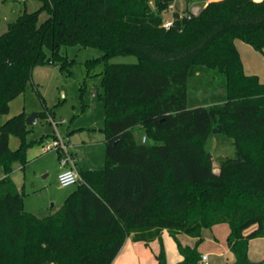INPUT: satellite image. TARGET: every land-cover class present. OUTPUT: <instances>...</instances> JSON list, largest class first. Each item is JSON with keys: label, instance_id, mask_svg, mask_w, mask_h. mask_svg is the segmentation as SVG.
<instances>
[{"label": "trees", "instance_id": "1", "mask_svg": "<svg viewBox=\"0 0 264 264\" xmlns=\"http://www.w3.org/2000/svg\"><path fill=\"white\" fill-rule=\"evenodd\" d=\"M39 1L0 35V117L35 66L65 68L73 60L63 46L96 48L105 61V167L81 170L64 203L39 217L10 176L13 161H26L27 114L1 123L0 264H111L129 235L161 242L157 264H200L197 246L182 244V260L169 263L162 233L200 241L219 223L229 226L235 264H264L249 258L250 240L264 237V82L244 71L235 42L264 52V0H214L190 18V8L176 10L170 28L163 13L172 0ZM116 55L137 61L109 62ZM216 134L236 148L218 172L207 149ZM11 135L21 139L16 149Z\"/></svg>", "mask_w": 264, "mask_h": 264}, {"label": "rangeland", "instance_id": "2", "mask_svg": "<svg viewBox=\"0 0 264 264\" xmlns=\"http://www.w3.org/2000/svg\"><path fill=\"white\" fill-rule=\"evenodd\" d=\"M210 1L214 0H195L193 3L199 5L197 9L200 11ZM186 5V0H177L174 8L163 13L164 18L172 17L173 10L184 11ZM40 6L39 0H0V35L7 30V23L15 20L21 10L26 8L34 11ZM46 17V12L40 13L41 21ZM235 42L244 71L250 75H258L264 81V52L257 51L242 40ZM61 53L73 61L65 68L57 63L35 66L25 91L11 100L9 111L0 117L1 124L22 111L27 115L38 114L36 122L29 125L30 130L26 134V141L30 142L26 149V161H13L10 176L24 192L25 210L39 217L60 207L65 198L77 188V184L63 187L59 183L58 173L63 156L69 154L79 167L83 162L91 165L90 168H84L85 170H102L105 167V105L102 83L105 61L101 58L100 51L93 47L63 46ZM136 61L135 55H116L109 60ZM43 112H46V117L39 116ZM143 136L142 130L135 132L137 140L141 141ZM60 138L67 143L68 154L58 147ZM233 142V138L224 134L209 137L207 149L212 153L215 172L219 171L221 160L235 155ZM20 143L18 136H10L9 145L12 149H16ZM46 145L50 149H46ZM4 175L0 168V178ZM227 230V223L217 224L216 230L203 228L200 241L196 236L185 232L174 238L165 230L162 244L169 261L173 254H178L179 244H182L197 246L200 253H208L212 258L220 257V263L230 264L235 259L230 248L228 255L221 257L214 254L225 250L224 237ZM261 239L264 237L255 238L253 245ZM154 241L156 243L152 245L153 255L159 251L161 245L159 240Z\"/></svg>", "mask_w": 264, "mask_h": 264}, {"label": "crops", "instance_id": "3", "mask_svg": "<svg viewBox=\"0 0 264 264\" xmlns=\"http://www.w3.org/2000/svg\"><path fill=\"white\" fill-rule=\"evenodd\" d=\"M205 1H208V0H205ZM198 6L199 5L196 4V3H191L189 5H186V8L188 7L190 9H192V8H198ZM24 10H27V9L25 8ZM24 10H21L20 13L23 12ZM178 11H180V10L178 9ZM180 12H183V11H180ZM20 13H18L17 16ZM17 16H15V18ZM75 165H76V167H77V169L79 171L85 170L84 168H90V166H91V165L84 164V162L82 163V165L80 167L77 166L76 162H75ZM87 166H89V167H87ZM66 167H70V164H68ZM61 170H62V166L60 168V171ZM216 227H217V224L214 225L212 228L216 230ZM164 231H163V233H164ZM229 231H230V229H229V226H228V230L226 231V237H224V239H227ZM163 233H162V235H163ZM255 238H257V237H255ZM255 238H252L250 240V242H249V258H250L251 261H255L256 262V261L264 260V239L263 240L262 239L259 240L260 241L259 243H255L253 245V243L255 241L254 240ZM155 243H156V241H152L149 244H146L143 241H135L132 238V235H129L126 238L123 246L121 247L120 251L118 252L117 256L115 257V259L113 260V262L111 264H157L156 254L153 255V253H152V250H153L152 245L155 244ZM158 246H159V243H158ZM227 246H228V244H227V241H226L225 250L223 252H220V253H218V252L215 253L214 252V254L218 255V256H221V257L225 256L226 254L228 255L229 247H227ZM200 254H201V257H202L203 254H207L208 262H210L209 264H222V263H220L221 262L220 257L214 256L212 258V256L209 255L208 253H200ZM234 257H235V255H234ZM182 258L183 257L181 255L180 251L178 250V254L177 255L173 254L172 259H170V261H169L168 258H167V260H168L169 263H176L175 261H177V260L181 261ZM230 264H235V259H234V263L231 262Z\"/></svg>", "mask_w": 264, "mask_h": 264}, {"label": "built area", "instance_id": "4", "mask_svg": "<svg viewBox=\"0 0 264 264\" xmlns=\"http://www.w3.org/2000/svg\"><path fill=\"white\" fill-rule=\"evenodd\" d=\"M176 2L177 0H172V3L170 4L168 10H170L171 8H174ZM174 11L176 10H173L172 12L174 13ZM197 13H198V9L192 8L191 13L188 14V17L190 18L192 15L197 14ZM172 25H173V15L170 18H164L163 26L165 28H170ZM59 141L60 142H58L57 145H60V146L58 147H61L68 154L67 143L63 141L61 138ZM146 141H147V137L143 136L142 142H146ZM45 148L50 149L49 145H46ZM68 164H70V167H66ZM61 166H62V170L58 174V180L61 186L67 187V186L81 182L82 177H81L80 171L77 169L74 160L69 154L61 158ZM200 264H209L207 254L202 255Z\"/></svg>", "mask_w": 264, "mask_h": 264}, {"label": "water", "instance_id": "5", "mask_svg": "<svg viewBox=\"0 0 264 264\" xmlns=\"http://www.w3.org/2000/svg\"><path fill=\"white\" fill-rule=\"evenodd\" d=\"M37 115H38L37 113H32V114L27 115V117H26V123L28 125H31V124H33V122H36Z\"/></svg>", "mask_w": 264, "mask_h": 264}]
</instances>
